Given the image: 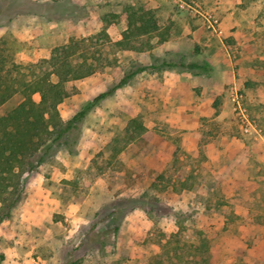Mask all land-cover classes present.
<instances>
[{
	"label": "rangeland",
	"instance_id": "374dc122",
	"mask_svg": "<svg viewBox=\"0 0 264 264\" xmlns=\"http://www.w3.org/2000/svg\"><path fill=\"white\" fill-rule=\"evenodd\" d=\"M37 1L44 33L19 41L15 52L25 79L50 70L53 48L70 35L91 37L107 23L111 41L119 40L130 5L150 8L168 36L155 49L160 56L93 37L89 51L100 59L89 61L103 66L66 83L63 118L134 62L177 64L135 75L86 114L76 157L59 150L55 164L25 175L24 184L48 186L56 199L36 209L33 223L21 216V201L0 224V264H185L172 253L192 258L197 231L209 242L202 264H264V0ZM193 61L209 70L195 75L178 64ZM167 78L177 84L160 85ZM21 100L16 93L6 105ZM134 116L153 144L141 160L155 173L130 180L125 170L137 163L136 146L108 161L113 139ZM62 155L71 158L69 179L52 182L48 170ZM158 173L164 177L153 186Z\"/></svg>",
	"mask_w": 264,
	"mask_h": 264
},
{
	"label": "trees",
	"instance_id": "16d2710c",
	"mask_svg": "<svg viewBox=\"0 0 264 264\" xmlns=\"http://www.w3.org/2000/svg\"><path fill=\"white\" fill-rule=\"evenodd\" d=\"M57 1L48 0L49 3ZM38 3L37 0H0V224L10 218L23 200L26 174L38 171L46 162L55 164L56 152L59 150L69 154L78 152L82 121L96 104L148 68L154 72L177 64L159 57H154L156 61L150 65L134 62L115 85L97 93L73 115L63 118L59 104L68 94L66 83L90 76L103 66H96L89 61L100 59L99 55L89 51V42H92L93 37L95 43L102 42L120 50L143 52L167 40L168 36L160 31L157 18L150 8L130 5L126 8V28L119 40L111 41L107 23L101 25L100 30L91 37L70 35L65 45L53 48L49 59L50 70L25 79L21 64L15 59L19 41L7 30V25L18 15L37 14L43 17L44 14L34 8ZM155 37L157 40L153 42ZM178 64L195 75L209 70L207 64L196 61ZM52 76L56 79L53 80ZM16 93H20L22 100L13 107H7L6 102ZM34 93L39 94L38 101L33 98ZM129 144L136 146L133 154L137 163L125 170V178L131 180L132 174L138 178L143 174L153 175L155 171L141 160L153 144L147 127L138 116L130 118L122 136L113 139L108 162L115 159ZM163 177V173H158L153 186L157 185V179ZM181 187L188 188L185 182L181 183ZM197 234L198 238L189 244L192 258L184 260V256L176 251L172 253L173 256L185 264H202L204 254L209 251V242L201 231H197ZM3 258L4 254L0 252V259Z\"/></svg>",
	"mask_w": 264,
	"mask_h": 264
},
{
	"label": "crops",
	"instance_id": "0c3cea01",
	"mask_svg": "<svg viewBox=\"0 0 264 264\" xmlns=\"http://www.w3.org/2000/svg\"><path fill=\"white\" fill-rule=\"evenodd\" d=\"M44 21L42 19L41 16L37 15V14H31V15H18L16 17H14L7 25V30L10 31L13 36L15 38H17L18 41H27V40H31V39H35L40 37L43 33H44V25H43ZM167 43V41H163L160 44H155V46L151 49L148 50L147 52H151V54L155 55V56H160L161 54H163V50L156 52V48H158V46H162L164 48V44ZM166 47V46H165ZM169 49V48H168ZM165 50V49H164ZM132 51V50H129ZM146 51H143L142 53H145ZM41 52H39L40 54ZM168 71L169 70H164ZM145 71L140 72L139 74H145ZM157 74L156 71L154 72H149L148 75L149 76H155ZM85 78V77H84ZM82 79V78H81ZM143 81L142 84H145L146 78L143 76L142 77ZM80 80V79H77ZM77 80H73V81H77ZM132 81L134 80V78L131 79ZM160 85H164L167 87V85L171 84L173 86H175V84H177L176 79H163L160 81ZM115 93V92H114ZM111 94L107 97H105L104 99H107L108 97L114 95ZM38 93H34L33 94V98L38 101V99L35 97V95ZM39 95V94H38ZM194 133V132H193ZM71 155V154H68ZM232 156V155H230ZM73 157H76V154H73ZM60 159V165L59 166H52L49 170H48V174H49V180H51L52 182H58L59 180L63 179V178H67L69 179V173H70V163H71V158L70 156H63ZM156 168H159L157 166H155ZM36 172V171H34ZM37 173V172H36ZM24 198H23V202H25V205L23 206V212L21 213V216L24 219L30 220V222L33 223L32 218L34 216V213L36 211V209L38 207H42L44 203L46 202H51L53 203L55 201V196L52 194V190L50 189V187L45 186L41 183H32V182H28L26 181L25 183V187H24Z\"/></svg>",
	"mask_w": 264,
	"mask_h": 264
}]
</instances>
